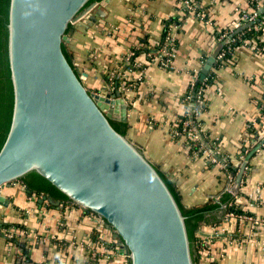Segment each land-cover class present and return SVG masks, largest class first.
I'll return each instance as SVG.
<instances>
[{
    "label": "crops",
    "instance_id": "0c3cea01",
    "mask_svg": "<svg viewBox=\"0 0 264 264\" xmlns=\"http://www.w3.org/2000/svg\"><path fill=\"white\" fill-rule=\"evenodd\" d=\"M200 1L207 22L182 9L178 0H108L101 6L104 16L91 25L72 24L66 42L73 66L90 91L111 89L112 74L119 76V84H132L124 92L127 136L175 182L185 206L217 202L227 181L222 163L211 160L210 152L209 157L191 154L170 129L186 111L182 98L192 77H199L207 58L219 49L216 34L236 24L241 11L253 10L249 0ZM256 5L257 14L260 8L264 13V0ZM165 27L175 44L172 67L141 54L136 70L122 72L124 56L140 45L137 38L146 34L151 45L157 44ZM213 63L204 77L214 70L215 79L204 89L206 110L199 119L214 152L240 165L264 137V49L255 52L241 45L223 66L214 69ZM250 138L252 146L239 153ZM239 192L237 205L258 223L226 222L222 205L209 212L210 223L221 222L200 229L213 238L203 264H264V144L250 157ZM0 198V264H82L89 251L97 254V264H127L120 246L117 252L110 246L116 241L119 245V238L93 212L80 206L50 207L17 181L1 187Z\"/></svg>",
    "mask_w": 264,
    "mask_h": 264
},
{
    "label": "water",
    "instance_id": "95a60500",
    "mask_svg": "<svg viewBox=\"0 0 264 264\" xmlns=\"http://www.w3.org/2000/svg\"><path fill=\"white\" fill-rule=\"evenodd\" d=\"M107 1L0 0V188L20 178L93 212L120 239L127 264H197L174 190L125 132L128 103L118 81L106 92L90 91L62 45L72 24L103 17ZM262 144L264 137L240 162L234 193Z\"/></svg>",
    "mask_w": 264,
    "mask_h": 264
},
{
    "label": "trees",
    "instance_id": "16d2710c",
    "mask_svg": "<svg viewBox=\"0 0 264 264\" xmlns=\"http://www.w3.org/2000/svg\"><path fill=\"white\" fill-rule=\"evenodd\" d=\"M101 1V0H100ZM249 4L250 7H252V11L251 13H257L258 9H257V0H249ZM182 9L184 10H188L187 7L185 6H181ZM204 7L199 5V7L197 8L198 11H203ZM241 13L239 15V20L241 21ZM262 21H264V13H258L257 14V19L254 21V23H252L249 26L244 27L243 29H241L240 31L236 32L233 34L234 32V28H228V30L226 31L227 35H232L230 40L225 43L224 39H220L218 40V42L220 43L219 49H218V53H224L223 57L221 59H217L215 60V62L213 63V68L217 69L221 66L224 65V63L228 62L231 58V55L233 54L234 50L241 46V45H247L249 47H251V49H253V51L255 52H262L264 49V28H261V25H259V23H261ZM179 23V22H178ZM166 31H167V27H165L163 34H162V38L161 40L154 45H151L148 41L147 35L144 34L141 37H138V42L140 43V45L137 48H134V54L126 61V63L122 64V72H125L127 70V68H130L131 70H136L135 67V59L137 56L144 54L146 55L147 53L150 54H157L160 51L161 46L164 44V40H165V36H166ZM221 34V33H220ZM220 34H216V38L219 39ZM68 58L73 66L72 60H71V55L68 52L67 49V45L65 43H62ZM168 48L171 50L175 49V44H169ZM217 56V55H216ZM117 74L113 76L112 81L113 84L114 82L118 81L119 79L117 78ZM126 78H124L125 80ZM215 79V71L211 70L206 79L205 80H201L199 77H197L194 81V84L191 85L189 84L188 89L185 93V95L190 96V98L185 99L184 97L182 98V103L184 105V107H189L191 102H195L196 98H197V93L199 92V90H201L202 94L201 97L203 98V94H204V89L207 85H211L214 82ZM126 83H129L128 81ZM202 111L206 110V103L204 102V105H202ZM180 121L174 122L175 128L180 130L182 127V121L184 120H189L191 123V127L192 130L194 132H199V124H202V121L200 119H195L194 114L192 113H187L186 111H184L183 114L178 116ZM113 120V119H111ZM116 121V120H114ZM119 122V121H118ZM124 123V122H123ZM125 126V132L127 134V129H128V124L127 122L124 123ZM201 133V132H200ZM206 134H208L205 131ZM202 134V133H201ZM252 135L255 134V129L252 130ZM188 145H189V152L191 154H195L197 153L198 155H200L202 153V151H200V144L202 145V147L207 150V152H210L211 155H213V157L215 158L216 162H220L223 163L224 169L227 173H231L234 177L236 176V173L238 171L239 168V163L238 164H234L230 158L221 155V154H216L214 152V148H213V144L210 141L209 137L206 135V137H203V135L200 137V141H197L196 145H192L193 141H190V139H188ZM251 138L249 139V143L246 145H241L240 149H239V153L243 154V150L244 148L249 149L252 145L251 144ZM238 153V154H239ZM212 163L209 162V165H211ZM156 169H158L156 167ZM159 170V169H158ZM160 171V170H159ZM168 180V182L170 183L172 189L174 190L186 216L187 219L190 223L191 226V231H192V236H193V240H194V245H195V249H196V254H197V264H203V252L200 251L198 249V239H199V231L202 227L204 226H215L217 224L214 223H210L209 218L207 216V214L209 212H211L212 210H214L216 207H218L219 205H225L224 211L225 213L227 212H233L235 214H240V213H244L240 208H237V203L234 200L233 195H231L230 193L223 191L221 193V195L218 198L217 202H206L202 205H196V206H185L182 202L181 199V195L177 189V186L175 184L174 181H172L170 178H168L165 173H163L162 171H160ZM17 182H21L22 185L25 187L26 192L29 195H34L36 197H40V196H46L47 198H51L54 200H58L59 201V205L61 208L64 206H78L75 203H73L72 201L69 200H64V199H58V198H53L50 195H48L46 192L44 191H40V190H36L33 188H30L22 179H18L16 180ZM240 192L237 193L238 196H240ZM46 203L50 206V207H58L56 205H52L50 204L48 201H46ZM231 203V205H229ZM214 224V225H212ZM233 236H235V233L231 234ZM120 241V239H119ZM112 249H118L119 245L116 241V243H112L111 245ZM126 262L128 263V257H126Z\"/></svg>",
    "mask_w": 264,
    "mask_h": 264
},
{
    "label": "built area",
    "instance_id": "2783aa9c",
    "mask_svg": "<svg viewBox=\"0 0 264 264\" xmlns=\"http://www.w3.org/2000/svg\"><path fill=\"white\" fill-rule=\"evenodd\" d=\"M178 4L180 6H185L188 8V10L195 12L196 16L200 19H202L204 22H207V20L203 17V13L202 11H198L197 8L199 7V5L201 4L200 0H178ZM241 21L239 20L236 24H234L232 26V28L236 29L238 27H240L241 25L247 23V22H253L257 19V13H251V12H247L245 10L241 11ZM259 25H261V28H264V21H262L261 23H259ZM178 27V25L174 24V28ZM229 35L226 34V31L222 32L220 34L219 39H226L228 38ZM169 44H173L172 41V37L170 35V32L165 36V40H164V44L161 46L160 51L157 54H150L147 53V57L149 58V60L151 62H156L158 63L160 66L164 67V68H171L172 67V58L174 56V52L175 49H169L168 45ZM139 46V44H138ZM137 46V47H138ZM136 47V48H137ZM135 48V47H134ZM130 49L128 51V53L124 56V63H126V61L134 54L133 49ZM224 53H218L216 58L217 59H221L223 57ZM136 67V66H135ZM127 71H131L130 68H127ZM133 71V70H132ZM113 74L110 75L109 77V82L110 85L113 86ZM197 78V76H193L192 80L190 82L191 85L194 84L195 79ZM127 79V78H126ZM203 80L206 79V77L202 78ZM124 80V79H123ZM112 81V83H111ZM127 81H122V83L119 84L118 89L122 92L127 91L129 88H131V83H126ZM185 99L190 98V96L185 95L184 96ZM202 105H204V100L201 97V90H199V92L197 93V98L195 102H191L189 107H186V112L187 113H192L195 116V119H199V115L203 112L202 111ZM180 121L179 118L177 117L175 119V122ZM190 121L189 120H184L182 121V127L180 130L175 128L174 123L172 124V127L170 129V134L172 137H174L175 139H177L178 141L182 142L184 145H186L187 147H189L188 145V139H190V141L192 142V145H196L197 141H200V137L203 135V137H206V133L203 129L202 124H199V132H194L192 130V127L190 125ZM202 134H201V133ZM200 151H202L201 154H206L207 157H209L207 150H205L202 145L200 144ZM197 154V153H196ZM211 160L215 161L214 157H210ZM222 168L224 169V164H221ZM224 178L226 179V185L224 187V191L230 193L231 195H233L234 200L236 201L238 199V195L237 193H234L232 190V185H233V181H234V176L231 173H227L224 169ZM231 205V203L229 204ZM65 207V206H64ZM70 207V206H67ZM237 208H239V206H236ZM100 218V217H99ZM101 219V218H100ZM224 219L226 222L228 221H235V222H251L252 224H257L258 221L255 217H253L252 215H248L246 213H240V214H235L233 212H227L225 213ZM102 221V219H101ZM235 232H238L237 230ZM233 232V233H235ZM212 236L211 235H207L205 234L203 231H199V239H198V249L200 251H202L204 254H206L212 244ZM234 241H237L238 239L233 238ZM119 249V248H118ZM117 249V250H118ZM114 251L117 252L116 249H113ZM126 257H128L126 254H123ZM98 261V256L95 252H87L86 255L83 258L82 264H97Z\"/></svg>",
    "mask_w": 264,
    "mask_h": 264
},
{
    "label": "flooded vegetation",
    "instance_id": "af4514ba",
    "mask_svg": "<svg viewBox=\"0 0 264 264\" xmlns=\"http://www.w3.org/2000/svg\"><path fill=\"white\" fill-rule=\"evenodd\" d=\"M41 197V196H40ZM119 246H120V242H119Z\"/></svg>",
    "mask_w": 264,
    "mask_h": 264
},
{
    "label": "rangeland",
    "instance_id": "374dc122",
    "mask_svg": "<svg viewBox=\"0 0 264 264\" xmlns=\"http://www.w3.org/2000/svg\"><path fill=\"white\" fill-rule=\"evenodd\" d=\"M111 83H112V81H111Z\"/></svg>",
    "mask_w": 264,
    "mask_h": 264
}]
</instances>
